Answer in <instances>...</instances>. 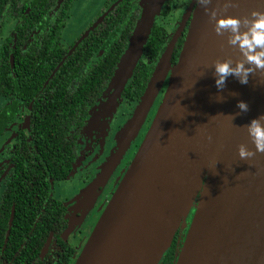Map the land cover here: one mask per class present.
<instances>
[{
  "label": "water",
  "instance_id": "obj_1",
  "mask_svg": "<svg viewBox=\"0 0 264 264\" xmlns=\"http://www.w3.org/2000/svg\"><path fill=\"white\" fill-rule=\"evenodd\" d=\"M165 1L143 0L110 82L111 102L133 76ZM194 6L179 61L172 63L175 36L117 135L118 150L87 190L86 197L114 172L170 75L141 146L74 264H160L193 208L175 264H264V152L245 160L237 154L242 143L253 148L243 126L264 113V72L250 75L247 84L229 76L218 92L213 61L235 60L239 52L226 34L213 31L197 0ZM208 8L243 17L264 11V0H211Z\"/></svg>",
  "mask_w": 264,
  "mask_h": 264
},
{
  "label": "flooded vegetation",
  "instance_id": "obj_2",
  "mask_svg": "<svg viewBox=\"0 0 264 264\" xmlns=\"http://www.w3.org/2000/svg\"><path fill=\"white\" fill-rule=\"evenodd\" d=\"M193 1L194 0H166L163 4L161 13L156 16L153 25V27L155 24L160 25L164 31L163 41L165 45L160 52V57L175 36H177V41L173 55L178 47L181 46L180 49L182 50L194 14L195 6L191 8ZM142 3L143 0H73L57 42V48L64 53L61 56L62 60L59 62L58 66L62 67L67 61L69 64H73V61L78 60L72 59L71 57L77 55L80 59L77 63L81 66V72L83 75L86 74L92 65L100 62L101 59L110 54L109 51L114 48H120L121 44L125 42L127 34L126 16L128 12L131 13L130 11L132 9H138L139 16L141 17L143 11ZM60 4L61 1L58 3V6ZM90 4H92L91 7L86 10ZM76 5L78 6L77 13L74 10ZM86 12H88V14L84 16ZM73 14H77L76 21H86L87 23L71 42L63 46L60 43L62 34ZM187 15L189 16L188 19L185 18ZM17 23L18 20L10 18L8 25L12 24L13 28ZM104 23H106V30H108V32L100 39L103 44L96 48V45H92L96 38L95 36L91 38L90 35L95 33L96 29ZM12 28L10 31L13 30ZM97 38L99 39V37ZM150 55H152L151 52L147 50L144 51L143 49L140 61H145L147 64L151 65L153 61L148 60L151 58ZM160 57L154 64L153 71ZM81 62L85 64L84 68ZM71 67L72 66L68 68L67 72H69ZM57 69L58 67L56 70ZM46 83H48V81ZM167 83L168 78L165 84ZM125 88L121 92L120 97L117 99L115 98L113 102H111L114 93L109 84L103 91L101 97L97 99V102L88 111V116L83 126L68 131L67 140L73 141L75 139L76 145V154L71 160L69 173L65 178L58 180L49 178L48 184L50 190L49 196L53 201V205L56 207L58 203L63 211L62 223L64 222V226L62 224L63 229L56 226L49 230L41 247L38 245L36 238L32 236L37 226L28 230V224L25 222H29V217H26V213H29V207L32 203L35 209L36 207L40 209L35 225L41 222L43 218L42 213L46 211V208L41 205V202L46 200L44 205H47V194H43V192L46 188L45 177L46 171L49 168V160H47V157H45L46 155L37 144L34 136L35 133L31 129L33 104L31 103L28 107L22 106L21 104L19 106V111L17 110L14 112L11 121L0 133V264H12L16 261V258L21 255L22 258L19 259L21 261H18L19 264H30V257L32 255L35 260L31 261V264L75 263L85 241L89 237L87 233L92 231L95 220L102 211V207L105 203H108L110 197L112 198V195L141 146L156 115V109H158L159 99L157 97L140 133L132 141L130 147L127 149L108 180L98 186L97 196H94L96 191L94 190L90 196L88 195L89 197H86L89 187L101 174L104 165L118 150L117 135L132 117L140 101V99L135 101V99L129 98L125 94ZM161 91H163V89ZM10 103L11 101L8 100V97L0 94V113L3 105H9ZM51 155L60 158V161L62 160V156L60 157L61 153L58 155H56V153ZM55 186H58V189L59 187L66 189L74 188L75 191L72 196L66 195L65 201H62L54 197ZM22 194H25V197L22 198L25 199V207L22 212L23 221L18 222L23 223V226L15 222V201L17 197H20ZM96 198L97 202H95ZM8 200L11 201V208L9 217L5 218L6 213L4 210ZM193 211H195V208ZM83 212H87L85 221L84 223L82 222V226L76 229V227H73L74 225L71 221L80 219ZM191 220L188 219V222L190 221L191 223ZM72 228L76 229V233H71L68 236ZM181 231L182 229H180L178 233H181ZM186 234L183 236L181 233L179 236L181 247ZM9 241H12L11 248L16 247L17 249L14 252L12 249L13 257L11 256V260L8 255L10 251L9 248H7Z\"/></svg>",
  "mask_w": 264,
  "mask_h": 264
},
{
  "label": "trees",
  "instance_id": "obj_3",
  "mask_svg": "<svg viewBox=\"0 0 264 264\" xmlns=\"http://www.w3.org/2000/svg\"><path fill=\"white\" fill-rule=\"evenodd\" d=\"M60 1L61 4L58 6ZM72 2L73 0H0V94L8 97V100L11 101L9 105L5 104L2 107L0 133L11 121L14 112L19 111L21 104L28 107L32 103L31 129L35 133L37 144L49 160V168L45 177L46 188L43 192V194H47V205H44L46 200L41 202L46 211L42 213L41 222L35 225L40 209L38 207L35 209L32 203L29 213H26L29 222H25L28 224V230L37 226L32 236L36 238L40 247L49 230L56 226L63 229L62 224L64 226V222L62 223L63 211L58 203L56 207L53 205L49 196L48 184L49 178L58 180L65 178L69 173L71 160L76 154V145L75 139L67 140L68 131L83 126L88 111L109 86L117 64L127 49L130 36L140 18L138 9H132L131 13L128 12L125 42L121 44L120 48L109 51L110 54L92 65L83 75L81 66L77 63L80 60L77 55L71 57L78 60L73 61V64H69L67 61L62 67L58 66L64 53L57 48V42ZM10 18L18 20V23L12 28V31L9 30L10 32L6 34ZM107 32L106 23L99 26L95 33L90 35L91 38L93 36L96 38L92 45H96V48L101 46L103 43L100 39ZM163 40L164 31L160 25L155 24L144 47V51L152 53L151 58L147 59L153 63L149 65L145 61H140L137 64L133 76L125 88V94L129 98L138 101L144 94L154 72L153 66L164 48ZM180 47L173 55V65L179 61L182 52ZM70 66L72 67L67 72ZM82 67H85L84 63H82ZM47 81L48 83H46ZM50 153H56V155L61 153L62 160L60 161V158L56 156L53 157ZM24 197L25 194H22L15 201V222L21 226L23 223L18 221H23L22 212L25 207V199L22 198ZM10 208L11 201L8 200L4 210L5 218L9 217ZM190 218L188 219L191 220ZM186 231H181L183 236ZM181 233L176 235L160 264H175L181 249L179 237ZM11 246L12 241H9L7 248L10 251L8 254L10 260L11 256L13 257L12 249L13 252L17 250L16 247L11 248ZM66 253L68 254L67 251ZM20 258L22 255L17 257L12 264H19ZM33 260L35 258L32 255L30 264Z\"/></svg>",
  "mask_w": 264,
  "mask_h": 264
},
{
  "label": "clouds",
  "instance_id": "obj_4",
  "mask_svg": "<svg viewBox=\"0 0 264 264\" xmlns=\"http://www.w3.org/2000/svg\"><path fill=\"white\" fill-rule=\"evenodd\" d=\"M213 21L212 29L218 36L226 34L227 44L239 52V58L216 59L211 65L214 85L219 92L225 86L226 79L231 76L240 84H247L249 76L264 72V11L253 9L247 16H233L228 14L217 15L215 9L209 10L211 0H197ZM235 94V93H233ZM217 102L223 97L217 95ZM237 108L247 112L248 105L244 100L237 101ZM253 148L240 144L237 154L240 159L252 158L256 153L264 152V113L253 117L243 126Z\"/></svg>",
  "mask_w": 264,
  "mask_h": 264
},
{
  "label": "rangeland",
  "instance_id": "obj_5",
  "mask_svg": "<svg viewBox=\"0 0 264 264\" xmlns=\"http://www.w3.org/2000/svg\"><path fill=\"white\" fill-rule=\"evenodd\" d=\"M91 5L92 4H90L89 6H88V8H86V10H88L90 7H91ZM75 12L77 13V10H78V6L76 5L75 6ZM88 14V12H86V13H84V16H86ZM76 17H77V14L76 15H72V18H71V20L70 21H68V23H67V26H66V28H65V30H64V32H63V34H62V38H61V44L63 45V46H66L69 42H71L75 37H76V35H78L79 33H80V31L83 29V27L85 26V24L87 23L86 21H76ZM12 24H9L7 27H6V34L9 32V30H11V28H12ZM168 80H169V78H170V75H168ZM168 84V83H167ZM167 84H164V86H163V91H161L160 93H159V96H158V99H159V101H158V108H159V103L161 102V100L163 99V96H164V93H165V91H166V87H167ZM156 108H157V106H156ZM156 111H157V109H156ZM151 112V111H150ZM155 113H157V112H155ZM150 114V113H149ZM148 118V117H147ZM147 120V119H146ZM128 122V121H127ZM153 122V121H152ZM152 124V123H151ZM59 186V185H58ZM58 186H55V188H54V192H55V195H54V197L56 198V199H59V200H62V201H65V197H66V195H68V196H72V194H73V192L75 191V189L74 188H71V189H66V188H61V187H59V189H58ZM61 188V189H60ZM98 190V189H97ZM97 190L95 191V193H94V196L96 197L97 196V194H98V192H97ZM100 193V192H99ZM103 193V192H102ZM90 196V195H89ZM88 196V197H89ZM92 196V195H91ZM101 196H102V194H101ZM101 199V198H100ZM110 199H111V197H110ZM110 199H109V201H108V203L110 202ZM95 202H97V198H96V201ZM81 203H83V202H81ZM108 203H105V205L102 207V211H101V213L99 214V216L97 217V219L95 220V223H94V226H93V228H92V231H89V233H87V235H91V233L93 232V230H94V228H95V226H96V224H97V222L99 221V219H100V217L102 216V212H104L103 210H105L106 209V207H107V205H108ZM194 209V208H193ZM193 209H192V211L190 212V215H189V217H192V215L191 214H193ZM86 213L87 212H83L82 213V217L80 218V219H77V220H72L71 222H72V224L74 225L73 227H76V229H78L77 227H80V226H82V222L84 223V221H85V218H86ZM188 217V218H189ZM191 219V218H190ZM189 225H190V221L188 222V219H187V222H186V224H185V226H184V228L182 229V231H184V230H187L188 228H189ZM76 229H74V228H72L71 230H70V232L68 233V236L71 234V233H73V234H75L76 233ZM89 238V237H88ZM87 238V239H88ZM86 242V241H85ZM85 244V243H84ZM83 247H84V245H83ZM81 251H82V249H81ZM80 251V252H81Z\"/></svg>",
  "mask_w": 264,
  "mask_h": 264
}]
</instances>
